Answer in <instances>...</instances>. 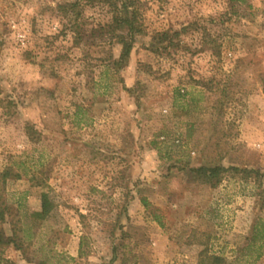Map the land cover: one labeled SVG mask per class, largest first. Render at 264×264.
<instances>
[{"label":"rangeland","instance_id":"374dc122","mask_svg":"<svg viewBox=\"0 0 264 264\" xmlns=\"http://www.w3.org/2000/svg\"><path fill=\"white\" fill-rule=\"evenodd\" d=\"M135 1L146 34L118 65L95 34L111 0H0V172L30 170L0 185L8 218L46 264H264V0Z\"/></svg>","mask_w":264,"mask_h":264},{"label":"trees","instance_id":"16d2710c","mask_svg":"<svg viewBox=\"0 0 264 264\" xmlns=\"http://www.w3.org/2000/svg\"><path fill=\"white\" fill-rule=\"evenodd\" d=\"M110 0H104V3L109 2ZM61 10L67 12L69 9L75 10V14L79 18L81 16V12L77 13V9H80L81 5L77 2L72 5H63L60 6ZM109 7L113 10V17L110 24L101 26L99 30L95 31L98 37H104L109 34L113 38L117 39V42L121 44V55L118 61L115 64H121V62L126 61L133 50V45L135 38L137 36H144L146 33L143 29L142 22L139 20V10L137 7V2L135 0H119L112 1L109 3ZM75 17L74 24H72L71 31H73L75 35L74 44L78 46L84 37L83 30L81 29V25L78 23V18ZM94 34V32H93ZM178 33L171 32H162L157 33L152 38V46L153 52L159 51L162 45L168 40L172 41L174 37H176ZM94 36V35H92ZM164 49H167L165 47ZM263 91H264V81H263ZM27 134L30 139H32V128L28 126ZM18 168L21 172H13L12 168L6 167L2 172H0V185L6 184L8 180L16 179L21 180L23 177H28L29 171L27 168L22 167L21 164H17ZM237 171V169H235ZM191 174L193 175L194 181L199 183H210L212 181L215 184L219 183L223 177V174L227 172L223 167H199L190 169ZM259 178H264V174H260L259 172L255 173ZM40 211L36 213V216L45 220L49 217L52 209H53V201L48 192H42L40 197ZM143 204L147 205L146 200L143 199ZM261 207L264 210V201L262 202ZM12 207H10L6 202L2 201V195L0 194V255L8 248L12 247L16 251L23 253L25 255V260L30 264H46L45 262H37V260H33L30 256H28V244L27 240L29 238H25L21 235L22 230L17 228L14 220H10L8 218L11 215ZM8 225L11 228L12 234L8 235L5 231L4 226ZM258 226V225H257ZM256 229V227H255ZM27 253V254H26ZM0 264H16L11 260H7L5 258H0ZM198 264H226L225 260L218 256H205L200 259Z\"/></svg>","mask_w":264,"mask_h":264}]
</instances>
